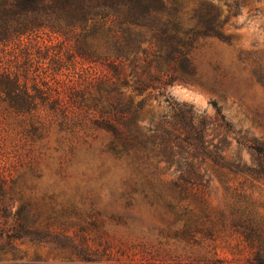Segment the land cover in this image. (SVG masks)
<instances>
[{
    "label": "trees",
    "instance_id": "obj_1",
    "mask_svg": "<svg viewBox=\"0 0 264 264\" xmlns=\"http://www.w3.org/2000/svg\"><path fill=\"white\" fill-rule=\"evenodd\" d=\"M180 3L181 0H0V158L9 141L17 153L11 168L0 159V238L19 239L23 234L55 236L59 239L58 250L69 264L122 261L115 256L135 261L131 258L133 247L115 241L100 228L69 235L67 225H57L53 214L63 212L57 211L55 200L54 207L48 209L51 215L42 225L36 226L37 215L30 218L25 209L31 202L35 206L40 194L58 198L42 192L39 186L43 177L40 158L50 149L51 136L55 135L51 150L61 167L75 157L78 145L91 147L103 132L107 142L101 153L126 161L131 170L125 211L116 216L117 222L127 227L138 219L133 214L132 198L141 194L150 207L161 209L157 219L162 226L153 230L161 239L181 247L182 254L176 257L195 264H223L213 241L207 242L215 233L214 227L205 222L209 215H201L185 203L187 193L197 191L206 173H202L201 165L176 163L174 178L167 184L159 178L162 154L187 153L192 147L205 158L215 155V166L221 170L259 175L264 173V139H250L247 132L236 133L240 136L236 143L257 155L255 163L248 167L240 156L229 159L221 142L214 145L207 141L204 123L195 127L192 109L185 104L166 100L181 122L189 120L188 128L173 129L164 117L154 124L153 116L146 126L138 128L139 112L149 96L134 105L121 91L128 88L142 96L153 86L142 77L157 80L150 75V69L160 71L165 66L166 76L173 82L182 78L179 69H193L191 52L197 39L158 29L169 21L181 25V10L168 13L169 7H179ZM206 24V30L213 34L215 21L208 20ZM77 64L88 65L92 71L90 81L82 87L62 73ZM159 83L168 85L162 80ZM214 109L221 127L226 128L216 105ZM194 129L197 144L191 145L189 135ZM169 130L173 131L174 143L162 149L161 141L170 135ZM180 143L187 146L180 147ZM15 202L20 206L13 211ZM99 216L93 217L94 221ZM141 245L145 247L146 243ZM146 261L145 256L139 260L140 264Z\"/></svg>",
    "mask_w": 264,
    "mask_h": 264
},
{
    "label": "rangeland",
    "instance_id": "obj_2",
    "mask_svg": "<svg viewBox=\"0 0 264 264\" xmlns=\"http://www.w3.org/2000/svg\"><path fill=\"white\" fill-rule=\"evenodd\" d=\"M169 10L171 14L181 10L178 13L181 25L169 21L166 25L160 24L158 29L169 33L177 31L197 39L191 52L193 69H179L182 78L175 82L166 76L165 66L160 71L150 69V75L157 80L151 82L146 75L142 78L155 90L148 88L142 96L122 88V93L126 98L129 96L134 105L149 96L139 112L136 126H146L153 116L154 124L164 117L173 129L188 128L189 120L181 122L166 100L185 104L192 109L193 125L197 127L204 123L207 141L214 145L221 142L220 147L227 150L229 159L240 156L248 167L252 166L257 155L236 143L240 137L236 133L247 132L250 139H264V0H181L179 7L172 6ZM208 20L215 21L213 34L206 30ZM66 67L70 69L68 65ZM91 72L88 65L77 64L62 73L67 77L70 75L73 82L82 87L90 81ZM161 80L168 85H161ZM214 105L223 116L226 128L221 127ZM195 132L194 129L189 135L191 145L197 144ZM169 133L161 141L162 149L174 143L173 131L169 130ZM106 142L107 135L99 132L91 147L78 145L75 157L60 167L51 150L55 146V135L51 136L50 149L40 158L43 177L39 186L42 192L58 198L38 195L35 206L31 202L25 208L31 214L30 218L37 215L36 226L44 224L55 200L59 205L57 211L63 214L53 215L57 225H67L69 235L100 228L115 241L133 247L131 258L135 261L128 262L126 258L115 256L122 261L113 264H140L142 256L148 259L145 264H195L176 257L182 254L181 247L158 237L153 228L162 226L157 219L161 209L150 207L141 194L132 198L133 214L138 219L127 227L117 222L116 216L125 211L124 199L131 170L126 161H116L111 155L101 153ZM179 146L187 145L180 143ZM15 151L11 141L4 145L0 159L8 168L15 166ZM186 151L162 154L160 180L167 184L171 182L176 163L201 165L206 176L198 182L197 191L187 193L185 203L201 215H209L205 222L214 227L215 233L207 242L213 241L223 264H264V173L235 175L215 166L214 161H218L215 155L205 158L192 147ZM19 206L20 203L15 202L12 210ZM97 215L100 216L94 221L93 217ZM58 242L57 237L45 234L37 237L23 234L19 239L2 237L0 264H69L58 250ZM145 243L143 247L141 244Z\"/></svg>",
    "mask_w": 264,
    "mask_h": 264
}]
</instances>
